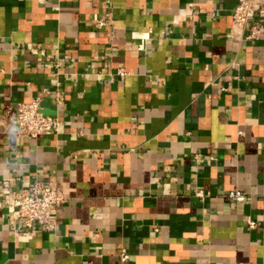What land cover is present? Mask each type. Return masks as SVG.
Masks as SVG:
<instances>
[{"label":"crops","instance_id":"1","mask_svg":"<svg viewBox=\"0 0 264 264\" xmlns=\"http://www.w3.org/2000/svg\"><path fill=\"white\" fill-rule=\"evenodd\" d=\"M237 2L0 0V117L62 121L0 120V264H264V0L253 40ZM35 181L66 197L52 231L4 207Z\"/></svg>","mask_w":264,"mask_h":264},{"label":"built area","instance_id":"2","mask_svg":"<svg viewBox=\"0 0 264 264\" xmlns=\"http://www.w3.org/2000/svg\"><path fill=\"white\" fill-rule=\"evenodd\" d=\"M253 13L254 0H238L231 15L234 26L241 33H245L246 39L252 40L260 34ZM104 23L103 19H98L96 25L102 27ZM0 120L5 127L14 126L18 135L28 138H36L47 132L55 133L62 123L57 116L43 113L38 98L17 103L14 115H12V107L5 106ZM195 194L200 199L207 196L201 190H197ZM226 195L237 202L246 200V196L236 189L229 190ZM65 202L66 197L59 188L42 181H35L29 187L22 189L12 201H6L4 207L9 213V218L20 221L25 228L30 229L33 225H39L46 231H52L56 225L57 210ZM247 226L254 228L256 222L247 219ZM119 259L126 261L128 254L121 251Z\"/></svg>","mask_w":264,"mask_h":264}]
</instances>
